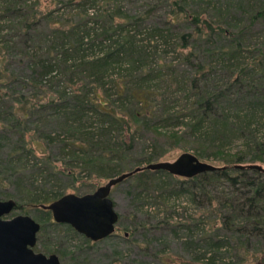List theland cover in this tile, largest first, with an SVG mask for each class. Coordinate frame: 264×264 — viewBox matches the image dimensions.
I'll list each match as a JSON object with an SVG mask.
<instances>
[{
	"label": "trees",
	"instance_id": "trees-1",
	"mask_svg": "<svg viewBox=\"0 0 264 264\" xmlns=\"http://www.w3.org/2000/svg\"><path fill=\"white\" fill-rule=\"evenodd\" d=\"M187 1L171 0L169 18L159 24L147 12L129 16L119 5L109 9L112 0H58L55 17L54 10L40 14L35 3L3 0L0 19L8 23L0 24V73L15 60L26 77L0 76V199H15L14 210L24 214L35 212L36 244L42 243L38 234L51 228H64L65 239L81 236L44 208L65 194L56 181L80 180L89 187L74 189L92 192L88 179L160 161L186 140L199 159L215 157L218 168L188 179L163 170L137 172L123 180L134 205L185 194L201 204L197 217L173 223L187 233V246L201 250L178 264H264V3L257 1L228 27L191 14ZM149 22L150 45L139 39ZM184 23L190 26L176 29ZM5 28L13 33L2 34ZM168 48L178 52L177 63L145 65L149 52L163 58ZM181 64L192 73L178 80ZM217 67L227 76L223 85L213 77ZM116 69L113 78L109 73ZM11 84L44 98L15 97L4 90ZM183 86L184 96L173 105ZM33 117L52 120L59 131L37 126ZM234 138L245 140L246 149L225 154ZM121 217L115 230L126 229L118 227ZM42 253L59 260L66 254L50 247Z\"/></svg>",
	"mask_w": 264,
	"mask_h": 264
},
{
	"label": "rangeland",
	"instance_id": "rangeland-1",
	"mask_svg": "<svg viewBox=\"0 0 264 264\" xmlns=\"http://www.w3.org/2000/svg\"><path fill=\"white\" fill-rule=\"evenodd\" d=\"M27 3H35V9L44 14L46 11L54 10L53 16L59 15L57 11L60 6L58 0H25ZM171 0H112L109 6L112 10L114 6L119 5L121 12L131 15L141 16L144 12L148 13L149 21L155 20L157 23L162 24L167 21L170 15ZM257 1L264 3V0H188L187 10L191 14H197L201 17L208 18L212 21H221L225 23L228 27L235 26L237 22L243 20L249 8L252 6H257ZM3 5V0H0V7ZM101 7L100 2H98L94 9ZM239 11V12H238ZM0 24L8 23L4 19H0ZM153 22H149L143 26L141 32L139 33V39L143 42L150 40L151 43L155 42V39L149 37L150 28H153ZM190 24H181L176 29L188 28ZM5 33H13L9 28H5L3 31ZM264 38V32L260 33ZM149 38V39H148ZM149 42V41H148ZM150 42L148 45H150ZM1 45V42H0ZM161 49V48H159ZM160 54L148 53V58H146L145 65L152 66L153 68L158 61L164 59L166 62L177 63L179 61L178 52L174 51L173 48H168L165 51V55L158 57ZM248 59L249 55H245ZM246 59V58H245ZM145 60V59H144ZM157 68V67H155ZM114 73H109L113 75V78L118 70H114ZM15 76L14 79L18 78L24 81L26 73L22 71V66L17 61H9L7 70H2L0 73L1 77H6L10 74V77ZM166 73V72H164ZM192 73V69L189 65L181 64L177 65L175 69V75L181 79H186ZM213 77L217 79L218 85H223L227 76L225 73L217 67L214 71ZM11 79V78H10ZM13 79V78H12ZM16 83V82H15ZM153 84L155 82H152ZM184 87V86H183ZM177 88V87H176ZM4 90L11 91L12 94L17 97L18 94L26 93L28 97L35 94V98L32 99H43L42 93H33L34 90L31 87L24 88L23 92L20 90V85L11 84ZM182 87L177 90L173 95L176 100L173 105H177V102L184 96L185 92ZM28 93V94H27ZM16 99V98H15ZM233 113V112H232ZM243 113H241L242 115ZM263 116L262 114H259ZM35 117L32 118V120ZM38 119V118H35ZM31 121V120H30ZM260 129L264 127V118L260 120ZM36 124L34 122L31 124V129H35ZM37 126L46 127V130L59 131L52 120H42L38 119ZM27 139L30 133H25ZM65 137V136H64ZM63 137V139H65ZM245 140L242 138H234L231 143L227 144L225 147V154L231 155L239 154L244 151ZM4 142H0V149L3 148ZM180 147L171 148L167 152V157L162 160H174L179 154L183 152H191L195 154L194 149L189 148V144L186 140L184 142H179ZM52 156H55V161H61L59 156H57L56 149H52ZM215 157L209 156L207 159H200L202 161L208 162L215 166H219L220 162L214 159ZM264 167V165L262 166ZM183 179V178H182ZM108 178L96 177L94 179H88L86 183L91 182L94 187L103 185ZM60 188H64L65 193H75L82 194L81 192L75 190L78 188L84 189L89 186H81L80 180L78 182H69L68 179L56 181ZM129 182L122 181L111 188L110 198L114 202L115 210L121 215L120 223L118 227L126 228L124 231L122 229L115 230L114 233L105 239L100 241L92 242L86 244L84 236H74L70 234V239H65L63 236L65 233L64 228H51L50 230H45L43 233H39L38 237H42V243L38 241L36 244V251L43 252L47 247L58 248L65 251L64 256H60V261L62 264H178L181 259L195 255L198 256L199 247L187 246L185 244L188 241V235L184 230H177L173 227V223L181 219H191V217H197L202 211L201 204L198 205L197 202H192L188 195H179L171 197L166 203H162L161 200H154L149 198L145 200L143 204L134 205L133 199L131 197ZM75 188V189H74ZM8 191H15L11 186L7 187ZM83 191V190H82ZM8 199V198H5ZM1 199V200H5ZM198 202H202V198H199ZM15 200V199H14ZM24 214L20 209H13L12 212L5 216V218H11L14 215ZM35 219V212L30 210L28 214ZM36 220V219H35ZM37 221V220H36ZM198 230L194 231L193 234L197 233ZM192 234V235H193ZM81 247V248H79ZM164 262V263H163Z\"/></svg>",
	"mask_w": 264,
	"mask_h": 264
},
{
	"label": "water",
	"instance_id": "water-1",
	"mask_svg": "<svg viewBox=\"0 0 264 264\" xmlns=\"http://www.w3.org/2000/svg\"><path fill=\"white\" fill-rule=\"evenodd\" d=\"M218 167L200 160L191 152H183L174 160L151 162L109 178L94 191L85 194L65 193L44 208L55 223L71 226L92 242L100 241L115 231L119 214L110 198L111 188L143 170H163L181 178H192ZM263 169V168H262ZM16 206L12 198L0 199V264H62L56 254L36 252L34 247L40 224L27 214L5 218Z\"/></svg>",
	"mask_w": 264,
	"mask_h": 264
},
{
	"label": "flooded vegetation",
	"instance_id": "flooded-vegetation-1",
	"mask_svg": "<svg viewBox=\"0 0 264 264\" xmlns=\"http://www.w3.org/2000/svg\"><path fill=\"white\" fill-rule=\"evenodd\" d=\"M61 262V261H60Z\"/></svg>",
	"mask_w": 264,
	"mask_h": 264
}]
</instances>
